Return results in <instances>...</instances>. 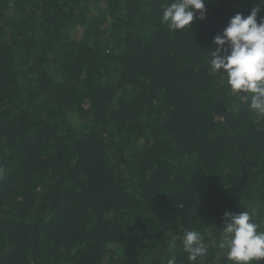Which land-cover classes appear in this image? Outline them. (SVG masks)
<instances>
[{
    "label": "trees",
    "instance_id": "obj_1",
    "mask_svg": "<svg viewBox=\"0 0 264 264\" xmlns=\"http://www.w3.org/2000/svg\"><path fill=\"white\" fill-rule=\"evenodd\" d=\"M171 2L0 0V264H233L224 213L264 232V115L210 69L257 0L182 30Z\"/></svg>",
    "mask_w": 264,
    "mask_h": 264
},
{
    "label": "clouds",
    "instance_id": "obj_2",
    "mask_svg": "<svg viewBox=\"0 0 264 264\" xmlns=\"http://www.w3.org/2000/svg\"><path fill=\"white\" fill-rule=\"evenodd\" d=\"M262 6L264 0H257L249 15L237 12L214 37L210 69L226 76L234 94L250 93V109L264 115V17L257 19ZM205 12V0H173L162 7L161 19L170 30H182L190 27L194 18L205 19ZM224 221V238L218 247L227 249L228 260L233 264L264 260V232L257 231L258 225L248 211L225 212ZM183 246L188 259L193 262L207 252L202 236L196 230L184 233ZM168 264H175V258Z\"/></svg>",
    "mask_w": 264,
    "mask_h": 264
}]
</instances>
